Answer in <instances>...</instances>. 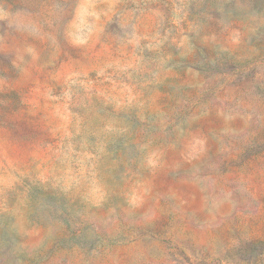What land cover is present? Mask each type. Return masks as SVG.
I'll return each instance as SVG.
<instances>
[{
	"label": "rangeland",
	"instance_id": "374dc122",
	"mask_svg": "<svg viewBox=\"0 0 264 264\" xmlns=\"http://www.w3.org/2000/svg\"><path fill=\"white\" fill-rule=\"evenodd\" d=\"M0 264H264V0H0Z\"/></svg>",
	"mask_w": 264,
	"mask_h": 264
}]
</instances>
